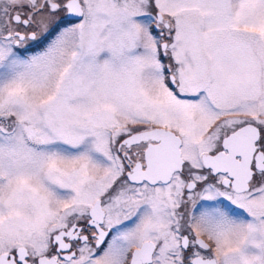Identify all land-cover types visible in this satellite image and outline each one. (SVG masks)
I'll return each instance as SVG.
<instances>
[{"label": "snow or ice", "instance_id": "snow-or-ice-1", "mask_svg": "<svg viewBox=\"0 0 264 264\" xmlns=\"http://www.w3.org/2000/svg\"><path fill=\"white\" fill-rule=\"evenodd\" d=\"M0 264H264V0H0Z\"/></svg>", "mask_w": 264, "mask_h": 264}]
</instances>
